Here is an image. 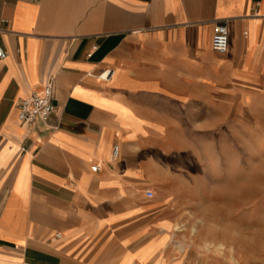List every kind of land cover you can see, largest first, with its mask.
I'll return each mask as SVG.
<instances>
[{
    "label": "crops",
    "instance_id": "0c3cea01",
    "mask_svg": "<svg viewBox=\"0 0 264 264\" xmlns=\"http://www.w3.org/2000/svg\"><path fill=\"white\" fill-rule=\"evenodd\" d=\"M0 48V264H211L215 240L179 239L183 189L264 99V0H0Z\"/></svg>",
    "mask_w": 264,
    "mask_h": 264
},
{
    "label": "rangeland",
    "instance_id": "374dc122",
    "mask_svg": "<svg viewBox=\"0 0 264 264\" xmlns=\"http://www.w3.org/2000/svg\"><path fill=\"white\" fill-rule=\"evenodd\" d=\"M242 101L232 134L216 137L207 167L183 189L179 239L215 240L201 249L211 264H264V99Z\"/></svg>",
    "mask_w": 264,
    "mask_h": 264
},
{
    "label": "built area",
    "instance_id": "2783aa9c",
    "mask_svg": "<svg viewBox=\"0 0 264 264\" xmlns=\"http://www.w3.org/2000/svg\"><path fill=\"white\" fill-rule=\"evenodd\" d=\"M212 49L218 53L223 54L228 48V31L225 22H218L213 28V36L211 40ZM97 47H92V51H96ZM92 55V52L88 54V57ZM6 57L4 49L0 48V59ZM113 75L111 69H103L97 75V79L108 82ZM53 85L54 80L52 77L46 78L39 91L32 92L25 99L21 100L17 105V119L19 123L28 127L33 123L40 121L46 123L54 111L53 105ZM119 148L114 146L112 149L111 160L118 158ZM91 170L97 172L99 170L98 165L92 166ZM147 198H152L153 193L150 190L145 191ZM131 264H139L133 262Z\"/></svg>",
    "mask_w": 264,
    "mask_h": 264
},
{
    "label": "bare ground",
    "instance_id": "6f19581e",
    "mask_svg": "<svg viewBox=\"0 0 264 264\" xmlns=\"http://www.w3.org/2000/svg\"><path fill=\"white\" fill-rule=\"evenodd\" d=\"M192 231L195 232V229H192ZM193 232H192V233H193ZM220 247H222V246H220Z\"/></svg>",
    "mask_w": 264,
    "mask_h": 264
},
{
    "label": "water",
    "instance_id": "95a60500",
    "mask_svg": "<svg viewBox=\"0 0 264 264\" xmlns=\"http://www.w3.org/2000/svg\"><path fill=\"white\" fill-rule=\"evenodd\" d=\"M53 105H55V103L53 102Z\"/></svg>",
    "mask_w": 264,
    "mask_h": 264
}]
</instances>
